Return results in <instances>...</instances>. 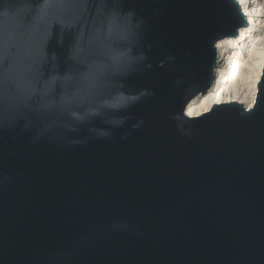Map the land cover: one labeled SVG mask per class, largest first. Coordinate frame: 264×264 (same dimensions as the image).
Segmentation results:
<instances>
[{"label":"water","instance_id":"95a60500","mask_svg":"<svg viewBox=\"0 0 264 264\" xmlns=\"http://www.w3.org/2000/svg\"><path fill=\"white\" fill-rule=\"evenodd\" d=\"M238 0H0V264H264V65L221 84Z\"/></svg>","mask_w":264,"mask_h":264},{"label":"bare ground","instance_id":"6f19581e","mask_svg":"<svg viewBox=\"0 0 264 264\" xmlns=\"http://www.w3.org/2000/svg\"><path fill=\"white\" fill-rule=\"evenodd\" d=\"M250 25L241 31L238 38L229 39L220 45L219 51L225 62L219 68V76L229 68L226 82L218 90L210 91L188 108L196 115L210 109L213 103L229 100L243 102L253 107L257 97V82L264 65V0H238ZM232 65V67H231ZM231 67V68H230Z\"/></svg>","mask_w":264,"mask_h":264},{"label":"built area","instance_id":"2783aa9c","mask_svg":"<svg viewBox=\"0 0 264 264\" xmlns=\"http://www.w3.org/2000/svg\"><path fill=\"white\" fill-rule=\"evenodd\" d=\"M231 67H232V65H231ZM230 67V68H231ZM229 68L227 69V68H225L224 69V72H223V74H222V77H223V79H224V81L220 84V87H222L223 86V84L226 82V78H227V76H228V74H229ZM218 90V87H217V85L214 87V89H213V92H215V91H217Z\"/></svg>","mask_w":264,"mask_h":264}]
</instances>
